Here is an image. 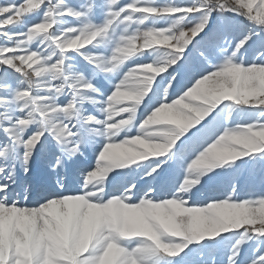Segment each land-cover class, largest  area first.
I'll return each mask as SVG.
<instances>
[{"label": "snow or ice", "instance_id": "snow-or-ice-1", "mask_svg": "<svg viewBox=\"0 0 264 264\" xmlns=\"http://www.w3.org/2000/svg\"><path fill=\"white\" fill-rule=\"evenodd\" d=\"M0 264H264V0H0Z\"/></svg>", "mask_w": 264, "mask_h": 264}]
</instances>
